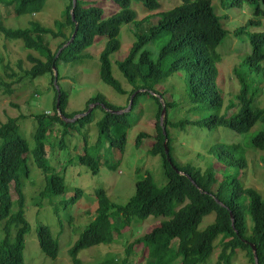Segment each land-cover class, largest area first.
Instances as JSON below:
<instances>
[{
  "label": "trees",
  "instance_id": "obj_1",
  "mask_svg": "<svg viewBox=\"0 0 264 264\" xmlns=\"http://www.w3.org/2000/svg\"><path fill=\"white\" fill-rule=\"evenodd\" d=\"M45 0H8L3 1L7 7V14H35L40 11ZM119 10L106 18L101 7L94 2L76 0L74 20L69 10L71 0L65 5L62 18L56 20L53 27L44 26L37 20H30L26 27L12 28L3 25L0 19V33L7 39H19L24 48L37 52V56L28 53L27 58L32 65L24 70V76L35 78L49 75L53 80L52 64L57 69L60 60L77 62L86 55L85 49L93 44L96 37H105L106 42L98 55L99 77L119 94L129 95L137 89L144 88L154 92L155 103L158 104L155 120V136L150 153L160 155L164 169L166 183L157 186L149 173L135 182L133 194L124 204L112 202L103 188L95 190V217L84 228L80 236L68 249L72 264H83L77 253L92 245L110 244L118 239L133 218L165 217L159 224L154 225L148 232L136 237L128 244V250L134 246L143 245L147 249L149 258L155 259V264H165L174 258L177 264H200L206 261L214 249V242L219 237L221 249L219 261L226 262L236 250L244 251L250 264H254L250 244L256 248L258 264H264V197L252 187L244 186L234 176L229 180L217 179L214 163L217 161L226 166L239 169L245 167L246 160L240 142L228 144L219 143L206 149L205 167L202 169L192 163L179 164L171 154L169 126L184 128L186 125L197 126L202 129L215 130L225 127L230 131L244 134L257 125L256 132L251 136V146L264 149V106L257 102V96L264 90V30L249 31L246 28L253 25V21L234 32L236 36L244 33L251 47V52L241 59L238 67L233 69V75L238 84L236 94V109L229 113L222 111L223 94L216 85L218 74L217 64L220 55L217 47L221 44L227 31L222 26L221 17L215 12L211 0H181V3L157 14V21L146 29L137 27L148 22L149 15L135 20V12L130 8L131 0H112ZM147 10L159 7V0H140ZM230 7L249 3L254 6L253 13L258 18H264V0H228ZM16 3V4H14ZM14 4V5H13ZM125 23H133L135 37L131 49L122 59L116 61V67L132 86L127 92L121 83L111 74L109 55L116 51L120 42L117 37L120 27ZM259 23L257 20L255 24ZM77 27L74 39L64 47L56 58L57 50L70 38ZM62 37L57 48L52 51L44 37ZM155 51V54H154ZM82 58V59H81ZM182 69L188 76L186 87L190 99L199 100L203 109L210 112L201 118L179 119L170 121L164 118L165 136L172 164L188 174H178L167 162L164 152V134L159 124L162 104L160 103L155 85L166 79L172 72ZM58 79V77H57ZM52 83V82H51ZM53 84V83H52ZM54 113L52 115H33L36 127L32 135L34 145L30 148L19 130L18 117H8L0 123V222H2V236L0 237V264H25L23 249L25 234L30 225L24 215L25 195L23 180L29 175L28 159L45 173V193L49 198L66 193L63 176L50 171L46 157L45 146L55 145L49 138L53 133V125L58 123L63 129L62 134L75 131V124L81 127L92 121V111L78 118L74 122L63 121L56 113L55 88ZM60 112L65 117H72L75 113L65 112L67 95L60 87ZM136 94L133 101L137 99ZM262 93V94H263ZM149 94V93H148ZM150 95V94H149ZM102 102L111 109H121L122 106L109 103L105 96L98 93L87 100L85 111L91 102ZM128 101V99H127ZM167 109L174 102L163 100ZM104 114L96 121L99 139L105 138L109 148L124 151L126 131L138 120L130 113L111 114L100 107ZM66 127H71L66 130ZM73 133V132H72ZM144 133L137 135L140 140ZM63 138V135H61ZM59 143V142H58ZM63 144V143H62ZM64 145V144H63ZM59 146H61L59 144ZM58 146V147H59ZM113 156V155H112ZM101 161L97 156L88 153L77 156V162L90 167L93 174L99 167L105 166L109 170L118 167V161L112 159ZM117 156V155H116ZM195 182V185L192 183ZM81 189H75L70 197L74 203L81 194ZM16 197L13 199V197ZM36 199H41L36 197ZM223 205H220L219 202ZM16 205L15 210L13 206ZM233 215V224L230 219ZM213 214L214 218L203 228L199 227L202 218ZM247 215L250 220L248 228ZM116 224V226H115ZM36 237L40 250L54 259L58 252V241L47 225L36 227ZM219 261L216 264H219ZM109 259L97 263L85 264H117ZM119 264H128L123 259Z\"/></svg>",
  "mask_w": 264,
  "mask_h": 264
},
{
  "label": "rangeland",
  "instance_id": "obj_2",
  "mask_svg": "<svg viewBox=\"0 0 264 264\" xmlns=\"http://www.w3.org/2000/svg\"><path fill=\"white\" fill-rule=\"evenodd\" d=\"M0 0V19L3 25L12 28L26 27L30 20H37L44 26L53 27L56 20L62 18V12L68 0H45L40 11L35 14L25 13L15 15L7 14V7ZM94 2L103 10V16L117 12L119 7L112 0H84ZM215 12L221 17L222 26L227 33L221 44L217 47L220 60L217 64L218 74L216 85L223 94L222 111L225 109L231 113L236 109V94L238 84L233 75V69L238 67L241 59L251 52L248 39L242 33L236 36L234 32L246 25L249 20L253 25L246 28L249 31L264 30V18H258L251 11L254 6L249 3H242L230 7L228 0H211ZM181 3V0H159V7L155 10H147L140 0H131L130 8L135 12V20H140L149 15L148 22L140 24L137 29H146L157 21V14L166 11ZM16 4V3H14ZM13 4V5H14ZM259 23L255 24L256 21ZM136 26L133 23H125L120 27L117 35L120 46L109 55L110 70L128 92L132 86L129 85L121 72L116 67V61L122 60L131 49L135 37L133 30ZM245 29V27H242ZM63 38L44 37L50 49L54 51ZM106 38L96 37L93 44L85 49L86 55L82 60L72 62L60 60L57 65V83L66 92L67 103L65 112L81 113L86 107L90 97L100 93L105 96L109 103L126 107L128 94H119L111 86L104 83L99 77L98 55L104 47ZM37 56V52L24 48L19 39H7L0 33V123L8 117H18L19 130L28 142L30 148L34 142L32 135L36 127L33 115L54 113L55 92L49 75H41L35 78L24 76V70L32 63L28 60L27 54ZM155 54V51H154ZM188 76L185 71L179 69L172 72L166 79L156 84L157 96L161 104L163 100L174 102V105L167 109L170 121L179 119L201 118L210 112L203 109L201 102L190 99L186 82ZM264 90V84L262 88ZM149 93V92H148ZM148 93L139 94L132 102L127 113L138 120L126 131L124 151L109 148L105 138L99 139L96 121L101 118L104 111L95 107L92 111V121L81 127L75 124V131L62 134V126L58 123L53 125V133L49 140L54 143L51 148L45 146L46 157L50 165V171H55L63 176L66 193L49 198L41 194L45 193V173L38 169L28 159L30 169L29 175L23 180V191L25 195L24 215L30 225V230L25 234L23 257L25 264H72L68 249L83 232L87 224L95 217L96 196L95 190L103 188L108 198L117 204H124L133 194L135 182L141 180L146 173H149L157 186L166 183L164 169L160 155L149 152L155 136V120L158 104L153 96ZM260 92L257 102L264 106V93ZM257 125L244 134L230 131L225 127H218L215 130L202 129L197 126L186 125L184 128H172L169 126V138L171 154L179 164L192 163L205 167L208 157L206 149L211 145L219 143L240 142L243 147V154L246 160L245 167L237 168L236 165L226 166L214 163L218 180L234 176L244 186L252 187L264 197V149H257L251 146L250 138L257 131ZM71 127H66L70 130ZM144 133L140 140L137 135ZM63 135V138H61ZM59 142V143H58ZM64 145H63V144ZM59 144L61 146H59ZM59 146V147H58ZM88 153L97 156L101 161L111 158L118 161L115 170H109L101 166L96 174H93L90 167L77 162V156ZM117 155V156H116ZM210 161V156L208 157ZM75 189H81V194L74 203L69 199L75 193ZM40 197L41 199H36ZM16 197L14 196L13 199ZM16 205L13 206L15 210ZM214 218L213 214L206 215L199 224L203 228ZM165 217L150 215L145 219L133 218L127 228L122 232L115 242L110 244L92 245L77 253V257L85 263H97L103 259H109L112 263L119 264L123 259L128 264H155L154 258H149L147 249L143 245L134 246L128 250V244L136 237L148 232L154 225L159 224ZM39 224L47 225L58 241V252L54 259L46 256L39 247L36 235V227ZM248 228L250 220L247 215ZM116 226V224H115ZM2 236V222H0V237ZM221 249L219 237L214 242V249L205 262L200 264H216L219 261L218 255ZM166 257H163L165 264ZM178 259L170 260L168 264H177ZM219 264H250L244 251L236 250L226 262L219 261Z\"/></svg>",
  "mask_w": 264,
  "mask_h": 264
},
{
  "label": "water",
  "instance_id": "obj_3",
  "mask_svg": "<svg viewBox=\"0 0 264 264\" xmlns=\"http://www.w3.org/2000/svg\"><path fill=\"white\" fill-rule=\"evenodd\" d=\"M76 5V0H71V8L69 10V13H70V16H71V19L74 20V7ZM76 30H77V27H76V24H75V28H74V31L72 32L70 38L57 50L56 54H55V57L56 58L59 54V52L64 48L66 47L75 37L76 35ZM52 72H53V80H52V83H53V86L56 90V113L57 115L65 122H74L76 121L78 118L82 117V116H85L87 114L90 113L91 109L96 106V105H99L100 107H102L105 111L111 113V114H123L124 112H127L130 110L131 108V105H132V102H133V99L134 97L136 96V94L138 93H142V92H146L147 89H144V88H140V89H137V90H134L130 95H129V99H128V102H127V105L126 107H123L121 109H111V108H108L105 106L104 103L102 102H98V101H95V102H91L88 104V107L85 111L81 112V113H75L72 117H65L61 112H60V108H59V102H60V89H59V85L57 83V70H56V67L54 64H52ZM151 95H156L154 92L152 91H148ZM166 113V109H165V106L162 104V107H161V112H160V116H159V124L161 126V129H162V133L164 134V142H163V145H164V152H165V157H166V160L167 162L171 165V167L173 169H176L177 173L178 174H181V175H185L187 178L191 179L190 176L186 173H184L183 171L177 169L171 162V159L169 157V152H168V147H167V138L165 136V127L163 125L164 123V114ZM192 183L195 185V182L192 180ZM219 202V201H217ZM220 203V202H219ZM220 205H223L222 203H220ZM230 219L232 221V224H233V215L232 213H230ZM250 247H251V250H252V254H253V260H254V264H258V259H257V255H256V248L253 244H250Z\"/></svg>",
  "mask_w": 264,
  "mask_h": 264
},
{
  "label": "clouds",
  "instance_id": "obj_4",
  "mask_svg": "<svg viewBox=\"0 0 264 264\" xmlns=\"http://www.w3.org/2000/svg\"><path fill=\"white\" fill-rule=\"evenodd\" d=\"M57 70V69H56ZM58 80V79H57ZM129 99V98H128ZM128 102V101H127Z\"/></svg>",
  "mask_w": 264,
  "mask_h": 264
}]
</instances>
